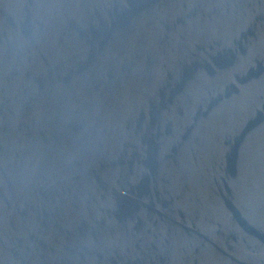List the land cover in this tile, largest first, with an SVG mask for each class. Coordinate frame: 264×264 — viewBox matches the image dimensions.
I'll return each mask as SVG.
<instances>
[{
  "label": "water",
  "instance_id": "1",
  "mask_svg": "<svg viewBox=\"0 0 264 264\" xmlns=\"http://www.w3.org/2000/svg\"><path fill=\"white\" fill-rule=\"evenodd\" d=\"M0 264H264V0H0Z\"/></svg>",
  "mask_w": 264,
  "mask_h": 264
}]
</instances>
